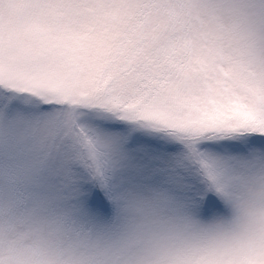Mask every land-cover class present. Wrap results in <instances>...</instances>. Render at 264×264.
<instances>
[{
	"label": "snow or ice",
	"instance_id": "snow-or-ice-1",
	"mask_svg": "<svg viewBox=\"0 0 264 264\" xmlns=\"http://www.w3.org/2000/svg\"><path fill=\"white\" fill-rule=\"evenodd\" d=\"M0 264H264V0H0Z\"/></svg>",
	"mask_w": 264,
	"mask_h": 264
}]
</instances>
